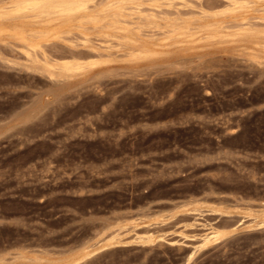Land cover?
I'll return each instance as SVG.
<instances>
[{
  "label": "rangeland",
  "instance_id": "1",
  "mask_svg": "<svg viewBox=\"0 0 264 264\" xmlns=\"http://www.w3.org/2000/svg\"><path fill=\"white\" fill-rule=\"evenodd\" d=\"M246 50L121 57L60 85L0 60V263L264 264L248 217L264 212V54Z\"/></svg>",
  "mask_w": 264,
  "mask_h": 264
},
{
  "label": "bare ground",
  "instance_id": "2",
  "mask_svg": "<svg viewBox=\"0 0 264 264\" xmlns=\"http://www.w3.org/2000/svg\"><path fill=\"white\" fill-rule=\"evenodd\" d=\"M209 1H1L0 48H17L25 63L4 58L2 51L0 60L13 66L21 65L28 72L45 76L53 84L60 85L87 75L96 68L109 66L121 57H126L131 63H149L195 45L204 48L241 42L245 44L246 51L264 54V0H219L220 4L212 6ZM207 4H210L209 8ZM183 9L186 11L182 12ZM59 45L68 51L55 50ZM50 95L45 93L40 102L34 103L26 117L29 119L41 111L49 102L46 97ZM188 206L194 213H229L223 207L203 205L197 201ZM252 212L247 213L252 223L255 226L264 225V212ZM221 235L222 231L214 227L203 241L218 240ZM119 236L112 235L106 246L121 243ZM93 253L96 254L92 251L83 257L55 264H80ZM22 258L28 259L25 256ZM29 259L34 263L37 261Z\"/></svg>",
  "mask_w": 264,
  "mask_h": 264
}]
</instances>
